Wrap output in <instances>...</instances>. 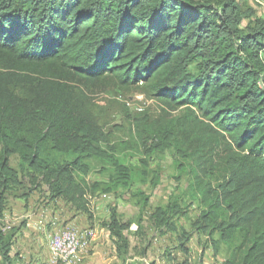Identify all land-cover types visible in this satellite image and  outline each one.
Returning a JSON list of instances; mask_svg holds the SVG:
<instances>
[{"label": "trees", "instance_id": "16d2710c", "mask_svg": "<svg viewBox=\"0 0 264 264\" xmlns=\"http://www.w3.org/2000/svg\"><path fill=\"white\" fill-rule=\"evenodd\" d=\"M136 85L162 107L155 118L133 117L138 168L116 156L89 91ZM166 149L175 154L180 179L188 180L191 203L184 204L199 207L192 230L207 236L215 255L221 244L229 249L223 264H264V17L254 6L0 0V220L21 173L42 177L50 200L65 198L86 212L79 201L91 186L87 160L111 163V183L93 187L116 192L138 181L157 186L160 172L146 157ZM135 194L142 213L150 195ZM180 204L159 205L149 217L153 228L177 232ZM133 224L116 209L105 224L118 257L131 248ZM192 230L180 233L187 256ZM16 232L0 221L3 264H14Z\"/></svg>", "mask_w": 264, "mask_h": 264}, {"label": "rangeland", "instance_id": "374dc122", "mask_svg": "<svg viewBox=\"0 0 264 264\" xmlns=\"http://www.w3.org/2000/svg\"><path fill=\"white\" fill-rule=\"evenodd\" d=\"M240 1L244 7L254 6L258 14L264 17V0ZM89 91L94 97V112L106 130L111 132L116 156L138 168L142 153L133 139L136 131L133 117L147 115L155 118L162 108L161 103L142 85L125 90L109 86L103 90ZM146 158L150 168L160 172V183L153 186L152 182L138 181L130 188L116 192H105L98 187L95 190L93 187L95 183L101 184V188L111 183L114 175L111 163L94 158L87 160L90 172L85 178L91 186L79 201V204H87L89 211L86 212L80 211L65 198L51 201L48 186L42 177L32 181L28 174L21 173V183L7 192L8 207L0 220L8 232L17 229L12 249L14 264H46L51 257L49 242L52 236L58 228L69 222V218L75 216L82 220L83 227H89L80 232L92 230L93 236L98 233L96 241H100L99 250L94 242L89 243L81 264H185L186 260L188 264H223L229 257V249L221 244L219 253L215 255L207 236L192 230V221L200 211L197 203L190 206L184 204V200L191 203L184 195L188 180L185 176L180 179L174 152L169 149L160 150ZM10 161L13 167L19 169L17 155H12ZM139 189L150 195L149 205L142 213L139 198L135 194ZM172 200L181 202L184 209V213L174 218L178 231L158 232L149 217L159 205H166ZM114 209L121 217L134 221L132 230L127 231L131 248L121 257H118L116 246L105 225ZM141 216L142 223H139ZM184 229L193 231L191 238L186 241L190 256L179 245L180 233ZM92 235L89 237L90 242ZM0 264H3L1 255Z\"/></svg>", "mask_w": 264, "mask_h": 264}, {"label": "bare ground", "instance_id": "6f19581e", "mask_svg": "<svg viewBox=\"0 0 264 264\" xmlns=\"http://www.w3.org/2000/svg\"><path fill=\"white\" fill-rule=\"evenodd\" d=\"M60 230H65V228ZM60 230L54 233L49 242L51 257L46 264H81L84 253L89 246V237L92 235V230L80 232L72 229L74 230V232H71L72 243H70V238H66V234H60ZM56 234H58V241H62V245L66 246V249L57 248ZM73 251L74 253H72Z\"/></svg>", "mask_w": 264, "mask_h": 264}, {"label": "crops", "instance_id": "0c3cea01", "mask_svg": "<svg viewBox=\"0 0 264 264\" xmlns=\"http://www.w3.org/2000/svg\"><path fill=\"white\" fill-rule=\"evenodd\" d=\"M57 199H55V200H51V201H56ZM7 207H8V200H7V206H6V209H7ZM81 211V210H80ZM5 212H6V210H5ZM5 212H4V215H5ZM83 212V211H82ZM78 216H80V215H78ZM81 223H82V220H80V219H77V216H75V217H73V218H69V222L66 224V225H64L63 227H60V228H56L57 230H59V229H61V228H66V227H70V228H74V229H77V230H79V231H81V230H83V229H86V228H89V227H83L82 225H81ZM97 236H98V233L97 234H95L94 236H93V238H92V240H91V242H89L90 244H93V242L95 243V246L98 248V250L100 249V241H96L97 240ZM97 242V244H96V242ZM90 246H92V245H90ZM48 262V261H47ZM82 263V262H81Z\"/></svg>", "mask_w": 264, "mask_h": 264}, {"label": "built area", "instance_id": "2783aa9c", "mask_svg": "<svg viewBox=\"0 0 264 264\" xmlns=\"http://www.w3.org/2000/svg\"><path fill=\"white\" fill-rule=\"evenodd\" d=\"M71 232H74V230L68 229L67 227L65 228V230H60V234H66V238H70V243H72ZM56 240H57V248L66 249V246L62 245V241H58V234H56ZM72 253H74V251Z\"/></svg>", "mask_w": 264, "mask_h": 264}]
</instances>
